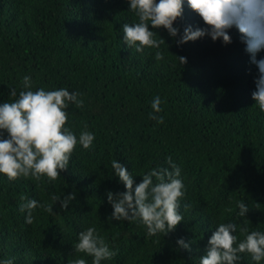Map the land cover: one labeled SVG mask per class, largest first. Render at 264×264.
I'll use <instances>...</instances> for the list:
<instances>
[{"label":"trees","instance_id":"16d2710c","mask_svg":"<svg viewBox=\"0 0 264 264\" xmlns=\"http://www.w3.org/2000/svg\"><path fill=\"white\" fill-rule=\"evenodd\" d=\"M127 7L126 0H0V101L14 99L9 88L21 90L26 74L33 90L79 91L83 106L69 105L66 126L78 135L86 124L95 134L91 148H74L56 180L0 174V258L70 264L84 255L73 249L78 232L95 226L117 250L102 264H199L218 223H243L240 200L250 207L248 230L264 231V111L251 98L257 69L239 34L231 32L228 46L210 38L176 46L160 29L170 47L160 46L165 59L156 62L155 49L137 53L123 44L122 24L136 19ZM180 23L203 22L185 6ZM176 55L188 63L182 66ZM156 95L162 124L149 117ZM169 156L186 188L175 231L148 237L135 221L106 223V189L125 190L111 178V161L120 160L139 182L144 172L167 166ZM72 191L76 199L67 210L51 201L52 194ZM21 195L52 203L54 212L37 208L25 223ZM179 236L195 240L191 253L173 247ZM242 257L239 264H257Z\"/></svg>","mask_w":264,"mask_h":264},{"label":"clouds","instance_id":"9594fccd","mask_svg":"<svg viewBox=\"0 0 264 264\" xmlns=\"http://www.w3.org/2000/svg\"><path fill=\"white\" fill-rule=\"evenodd\" d=\"M126 3L136 19L122 24L123 44L137 53H142L145 48L155 49L153 58L156 62L165 59L160 46L167 43L160 33L157 35L160 29L167 31L176 46L204 38L228 46L233 42L231 32L235 30L250 57V64L257 69L251 98L264 111V56L257 58L264 52V0H126ZM185 6L193 10L203 23L182 25L180 21L184 18ZM176 56L182 66L188 63L187 57ZM9 89L8 95L14 99L0 101V174L9 180L31 177L38 181L42 176L56 180L69 168L77 145L84 149L94 145L95 134L86 124L78 135L66 126L69 105L83 106L82 93L64 87L33 90L30 74L22 77L21 90ZM161 103L159 95L152 99L149 117L162 124ZM165 163L167 166L158 165L144 172L140 175L142 179L136 182L125 164L112 160L114 175L111 178L122 183L125 190L106 189L111 212L104 221L109 225L135 221L145 226L148 237L158 234L165 237L175 231L183 221L180 209L186 188L181 167L171 156ZM76 195L75 191L52 194L51 201L67 210ZM20 200L19 210L27 224L33 222V212L37 208L54 212L52 203L23 195ZM237 207V215L244 218L243 223H218L207 238L203 254L199 255V264H239L242 254L257 264L264 260V231H249L246 214L250 207L243 200L237 202ZM238 231L244 235L243 239H238ZM77 235L73 249L84 255L72 259L70 264H88L86 257H91V264H102L117 255V250L95 226H87ZM193 243L194 239L179 236L173 247L191 253ZM0 264H14V258H0Z\"/></svg>","mask_w":264,"mask_h":264}]
</instances>
